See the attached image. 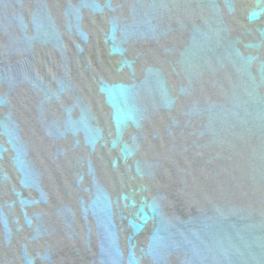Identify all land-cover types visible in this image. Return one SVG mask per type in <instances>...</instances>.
<instances>
[{
	"label": "water",
	"instance_id": "obj_1",
	"mask_svg": "<svg viewBox=\"0 0 264 264\" xmlns=\"http://www.w3.org/2000/svg\"><path fill=\"white\" fill-rule=\"evenodd\" d=\"M0 264H264V0H0Z\"/></svg>",
	"mask_w": 264,
	"mask_h": 264
}]
</instances>
